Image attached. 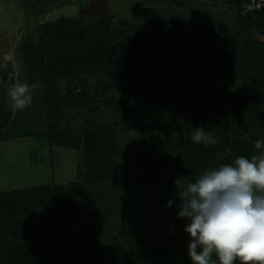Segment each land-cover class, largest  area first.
Here are the masks:
<instances>
[{"label":"trees","instance_id":"trees-1","mask_svg":"<svg viewBox=\"0 0 264 264\" xmlns=\"http://www.w3.org/2000/svg\"><path fill=\"white\" fill-rule=\"evenodd\" d=\"M222 1L235 5V34L236 38H243L238 49L241 94L239 98L234 96V116L255 123L264 135V11L243 13L241 4L246 0ZM115 20V16L100 18L82 27L74 21L61 20L56 25L59 29L52 31L58 45L56 53L52 45L46 44L49 39L41 34V45L33 46L30 33L21 45L30 57L27 79L44 78L49 83L67 80L64 92L55 89L52 93L53 113L74 100L88 106L95 96L93 93L90 98H83L87 84L83 77L98 76L105 69L119 78L124 93L118 101L110 102L115 121L100 130L64 132L57 129L55 120L49 124V151L53 157L48 184L0 191V264H192L189 236L184 232L188 221L170 213L178 210L176 205L180 202L176 201L171 208L166 207L169 201L163 202L161 210H157L159 196L168 192L177 178L195 180L206 168L231 162L241 155L250 157L258 151L255 143L232 130L233 137L225 136L216 145L192 141L197 127L203 126L212 133L217 129L219 121L209 127L208 116H221L224 105H220V98L194 103L184 115L183 125L171 126L175 130L171 141L149 139L144 124H129L124 112L128 98L134 97L142 106L149 102L145 96L149 91L147 76L157 70V63L138 53V42L123 23ZM39 66L43 67L44 76ZM95 87H99L98 83ZM186 97L182 95L179 102L186 103ZM102 103L109 106L106 99ZM94 110L97 107L90 109ZM5 122L6 119L0 120V140L6 135ZM228 126L233 128V123ZM131 130L134 135L125 138L121 145V136ZM229 147L231 156L218 159V153ZM62 149L66 154L61 158ZM72 151L83 157L82 163L70 159ZM56 154L61 158L57 162ZM110 189L116 201H122L116 215L120 221L116 228L118 236L96 240L94 222L89 221L87 237L65 240L66 215L78 202L76 198L88 196L95 200L98 196L102 201L101 197ZM106 213L104 208L99 215Z\"/></svg>","mask_w":264,"mask_h":264},{"label":"rangeland","instance_id":"rangeland-1","mask_svg":"<svg viewBox=\"0 0 264 264\" xmlns=\"http://www.w3.org/2000/svg\"><path fill=\"white\" fill-rule=\"evenodd\" d=\"M236 11L235 5L222 0H0V80L9 85L13 82L31 85L37 81L43 85L34 90L31 107L15 113L11 110L7 89L0 85V120L6 119L3 128L6 135L0 140V191L49 183L53 157L49 151L52 130L49 124L54 120L59 131L73 133L100 130L115 121L110 102L121 99L124 92L119 87V78L112 75L111 70L83 77L87 82L83 98H90L93 93L95 96L88 106L74 100L56 113L50 111L54 101L52 93L55 89L64 92L67 80L56 79L49 83L44 78L27 79L26 64L30 57L21 48L24 39L30 33L34 38L33 46L41 45L38 42L41 34L45 40L49 39L46 44L52 45L56 53L58 45L52 31L59 29L57 24L61 20H71L82 27L96 19L115 16V22L123 23L132 39L138 42V53L157 63V70L147 76L149 91L145 96L149 102L142 106L130 96L124 108L128 123L144 124L149 139L171 141L175 134L171 126L183 125L182 119L194 103L219 98L220 105H224L221 116H208L209 127L219 121L213 131L219 141L225 136L233 137L230 130L252 143L263 139L255 123L234 116V96L239 98L241 94L238 49L243 43V38H236L235 34L238 30ZM9 52L14 61L7 62L5 67L3 56ZM39 71L43 74L42 66ZM182 95L187 96L186 103L179 102ZM105 99L109 106L102 103ZM93 107L97 110L91 112ZM231 123L233 128L230 129ZM129 135H134L133 130L123 133L121 145ZM157 148L162 152V148ZM65 154L62 149L61 158ZM57 157L55 160L59 161L61 158ZM73 158L83 162V157L72 151L70 159L74 161ZM172 184L168 192L159 196L157 210H161L163 202L177 195L174 182ZM95 198H76L78 202L72 207L75 213L70 210L66 215L65 240L80 241L87 237L85 230L89 221L94 222L96 240L118 236L119 217L116 215L122 201H116L111 189L101 197L102 201L98 196ZM104 208L107 213L100 216ZM177 211L170 213L177 216Z\"/></svg>","mask_w":264,"mask_h":264},{"label":"clouds","instance_id":"clouds-1","mask_svg":"<svg viewBox=\"0 0 264 264\" xmlns=\"http://www.w3.org/2000/svg\"><path fill=\"white\" fill-rule=\"evenodd\" d=\"M3 61L7 67L13 54L6 53ZM0 85L7 89L13 113L31 107L34 90L43 87L39 81L9 85L0 80ZM191 139L205 146L219 143L203 126L194 129ZM255 149L250 157L204 169L195 180L174 181L177 195L166 207L179 199L177 218L188 221L184 232L192 264H264V139L256 141ZM231 154L229 147L217 158L227 160Z\"/></svg>","mask_w":264,"mask_h":264},{"label":"built area","instance_id":"built-area-1","mask_svg":"<svg viewBox=\"0 0 264 264\" xmlns=\"http://www.w3.org/2000/svg\"><path fill=\"white\" fill-rule=\"evenodd\" d=\"M243 13H257L264 11V0H246L241 4Z\"/></svg>","mask_w":264,"mask_h":264}]
</instances>
